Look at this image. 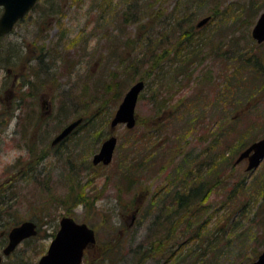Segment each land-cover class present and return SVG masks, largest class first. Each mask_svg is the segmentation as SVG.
Returning a JSON list of instances; mask_svg holds the SVG:
<instances>
[{"label": "rangeland", "instance_id": "obj_1", "mask_svg": "<svg viewBox=\"0 0 264 264\" xmlns=\"http://www.w3.org/2000/svg\"><path fill=\"white\" fill-rule=\"evenodd\" d=\"M120 6L117 4L118 10ZM261 6H257L258 13L249 26L234 27L231 17L198 28L200 31L194 36L196 44L203 42L201 48L195 54L186 52L178 71L174 70L176 64H172L171 57L165 61L161 57L160 63L168 64L165 68L170 70L164 76L158 71L157 76L146 73L148 77L135 108L136 125L128 129L119 124L111 130L110 118L127 89L139 80L140 70L134 76L131 71H116L115 77L120 78L111 79L113 85L103 99L101 84L108 67L117 70V58L111 57L105 64L103 61L111 53L109 44L116 40L119 44V39L123 43L122 34L135 32L136 25L129 24L121 30L123 25L114 11L103 13L106 20L101 21L100 10L92 5V0H38L36 7L0 38V49L8 51V66L22 71L27 82H33L30 86L20 82L16 85L15 90L21 95L9 97L8 115L0 107V117H8L6 126L0 128V183L11 180L0 190V264H36L63 215L73 216L96 231V246L82 264H94L100 249H105L117 233L123 232L122 252H130L154 236L151 228L152 221L157 220V208L151 207L149 199L163 193L171 200L174 187L179 193L195 181L210 180L206 183L209 185L222 178L225 183L217 184L210 193L208 211L215 208L212 203L221 206V197L229 188L236 193L227 207L235 205L236 209L238 204H244V208L234 212L226 239L208 254L209 264H250L264 248V158L250 171L246 159L238 163L235 160L251 142L264 137V92L259 90L264 84V41L256 42L251 35L258 14L264 11ZM204 15H199L195 23ZM106 32L111 36L106 37ZM236 45L242 56L234 54ZM184 48L182 45L181 51ZM47 50L51 53L47 57L46 52L48 66L45 64V70L40 71L34 57ZM132 51L127 53L131 58ZM157 54L163 52L159 50ZM184 59L187 60L182 62ZM33 71L45 77L43 82L48 85L43 89L36 87V77H30ZM5 73L1 68L0 88H4ZM176 74L178 84L173 83L172 76ZM115 79L120 83L115 84ZM7 81L9 89L11 79ZM27 90L34 96H24ZM41 94L49 97L48 113L46 106L41 108ZM92 97L101 98L100 104L104 102L96 112V121L76 128L52 146V138L69 121L95 113ZM165 97L168 99L159 109L158 102ZM110 133L117 136L113 158L109 164L94 166L93 154ZM195 161L197 170L191 166ZM198 171H203L199 178ZM212 173L214 176L209 177ZM79 195L84 196V201H78ZM173 205H168L166 212L173 211ZM227 207L223 208L225 212ZM27 219L37 223V234L4 256L2 247L7 232ZM215 225L209 223V227ZM169 243L172 246V241ZM186 254L181 264H187ZM129 255L117 254L120 260L111 264H128ZM166 259L150 258L146 264H169Z\"/></svg>", "mask_w": 264, "mask_h": 264}, {"label": "trees", "instance_id": "obj_2", "mask_svg": "<svg viewBox=\"0 0 264 264\" xmlns=\"http://www.w3.org/2000/svg\"><path fill=\"white\" fill-rule=\"evenodd\" d=\"M76 1L77 0H73V2ZM113 1L114 0H92V5H95L100 10V20H106L103 13H113L114 11V13L118 15V21L123 25L121 30L126 29L129 24H135L136 31L129 32L128 34L126 33V36L122 34L125 37L123 43L119 39V44L117 40L113 42V44H109V47H111L109 51L111 53L108 57L106 56L103 63L105 64L107 59L111 57H116L118 61L116 60L115 62V68L117 70H111L108 67V71H106V77H104V82L101 84V88L104 91L103 99L110 92V87L113 85L111 79L116 76V71H120V73H128L131 71V75L134 76L135 73L140 70L139 79L143 80L147 79V72H149V75L155 74L154 76H157L158 71L161 72V76H164L170 69L165 68L168 64L163 65V63H160L161 57H164L163 61L171 57L170 60L172 64H176L174 70L178 71V68L182 65L179 62L181 57L186 52L195 54L196 49L201 48L200 44L203 42H198L196 44L195 34L200 30L195 26V20L202 13L211 16L209 22L214 21L216 23L219 18L221 23L225 18L229 19L233 17L234 27L241 28L244 25L249 26L252 24L253 19L258 13L257 6L260 7V5H263L261 7L264 8V0H262L263 2L261 4L259 0H116V3L121 5L120 10H118L117 4ZM112 4L116 6V9ZM113 15L114 14H112L111 17H113ZM162 16L164 17L163 19H161ZM96 22L100 23L98 20H96ZM131 34H136L139 38L130 37ZM105 36L110 37L111 35L106 32ZM225 41L226 40H222V43ZM205 42L207 43L208 40ZM227 44L232 45L233 43L232 41H228ZM182 45L186 48H184L183 51H181ZM121 47H123V50ZM131 50L134 51L132 54V57L134 56L133 58L127 55ZM159 50H161L163 54H157ZM124 51L126 52L125 54L123 53ZM170 53L172 55H170ZM237 53H240L238 45L234 48V54ZM242 55L243 53L241 52L240 56ZM150 56H153L152 60H146ZM186 60L184 59L182 62ZM247 61L250 62L248 59ZM189 63L191 64L193 61L190 59ZM44 70L45 68H40V71ZM172 77L173 83L175 82L178 84L177 74ZM206 77L208 78V76ZM115 78L119 79L120 76ZM116 79L114 83H120V81ZM259 90H262V93L264 92V84L260 85ZM100 99L101 98L95 97L90 98L91 105L96 111L95 113L92 112L87 114V116H78L83 117V119L77 128H84L96 121L99 115L96 114V112L99 111V106H104L103 101L102 104H100ZM166 99L168 98L165 97L161 102H158L159 109H163ZM155 103L157 105V102ZM180 103L183 105L182 100H180ZM190 103L192 102L190 101ZM223 125H225L224 121L221 126L223 127ZM148 127L151 128V126ZM221 155H223V153ZM197 163L198 161H195L194 164H191L195 170L198 169ZM200 164L199 162V165ZM130 167L131 164L128 168ZM202 172L203 171L197 172V178L202 175ZM214 174L215 173L210 174L209 177H213ZM224 179L225 178H222L219 182H215L214 184L212 181V184L209 183V185L206 183L210 180H202V182L199 183L195 181V184L190 185L187 189L183 187L184 190L179 191V193L175 192L176 190L174 189L176 187H174V194L172 193L173 198L171 200L167 199V197H165L166 195L163 193H159L154 200L149 199L151 207L154 206L157 208V220L155 219L152 221L154 226L151 228V233L154 236L150 238V241L148 240L146 244L138 245L136 249L133 248L130 252H122L123 232L121 234L117 233L115 239L106 243L107 247L105 249H100L101 254L93 263H115L120 260L117 258V254L129 253L130 258H128V260L130 262L128 264H146L150 258L159 257H167L166 263L169 264H176L178 261L180 262L177 264H181L184 262L183 254L187 253L186 256L189 258L187 264H209L208 254L212 253L214 249H218L220 241L224 240V238L226 239L233 225L231 221L234 212L244 208V204H238L236 209L235 205L233 208L227 207L226 203L229 204L231 197L236 193L234 189L229 188L224 191V193L227 192L225 196L221 197V206L216 207V204L212 203L211 205H214L215 208L212 211H208L210 210L207 205L209 203L210 193L217 184H219V186L224 184ZM241 187L240 185L238 189ZM83 195L78 196V201H84ZM172 203L175 204L173 205L174 210L170 211L169 209V211L166 212L168 205ZM224 206L227 207V212L223 210ZM221 210L222 212H220ZM163 216L164 218L161 220ZM212 222L216 225L211 226L212 229L210 230L211 227H209V223L212 224ZM123 227H125V230L127 229L126 224H124ZM204 231L206 232L203 233ZM166 239L169 240L166 242ZM170 241H172L173 249L171 243L167 245ZM204 242L205 245H203ZM117 243L120 244L119 247H116ZM225 244H227L226 241ZM88 252L89 251H87V255H89ZM114 252L117 254H113ZM256 252L257 250L254 254H256ZM126 260L125 258V261Z\"/></svg>", "mask_w": 264, "mask_h": 264}, {"label": "water", "instance_id": "obj_3", "mask_svg": "<svg viewBox=\"0 0 264 264\" xmlns=\"http://www.w3.org/2000/svg\"><path fill=\"white\" fill-rule=\"evenodd\" d=\"M35 2L36 0H0V5L3 7V12L0 15V35L9 32L14 23L27 13ZM208 19L209 16L201 18L197 22V26L203 25ZM251 34L257 42L264 41V11L260 12L258 15L252 27ZM143 88V80L136 81L128 88L111 118V129L118 123H125L128 128L135 125V106L139 93ZM80 122L81 118L68 124L54 138L52 143L61 140ZM116 141L117 139L113 135L105 139L98 152L93 155L92 162L94 164L98 162L104 164L109 163L112 159ZM263 156L264 137L241 152L237 161L244 157H248L249 162L247 169H251L258 165ZM33 234H36V230L35 224L32 221H24L20 225L13 227L9 232V242L4 252L9 253L22 239ZM94 242L95 232L93 228L89 227L85 222L75 221L71 216H62L59 220L58 231L52 239L46 253L39 258L37 264H80L84 249L93 245ZM251 264H264V250Z\"/></svg>", "mask_w": 264, "mask_h": 264}, {"label": "flooded vegetation", "instance_id": "obj_4", "mask_svg": "<svg viewBox=\"0 0 264 264\" xmlns=\"http://www.w3.org/2000/svg\"><path fill=\"white\" fill-rule=\"evenodd\" d=\"M7 34L8 33L0 35V38H3ZM46 52H47V57H51V53L48 50L44 51L45 54L41 53V54L37 55L36 57H34V59L37 60L38 65H40L41 68H44L45 64H46V67L48 66L47 62H45ZM1 68L5 69V72H6L5 73V80H6V82L4 83V88H0V107L3 106L5 108L4 112L8 115V99H9V97L11 96V98H12L14 95L17 96V94L21 95V93H19L18 91L15 90L16 85L19 84V82H20L21 85L24 84V86H25V84H26V85L30 86V84H32L33 82H27V80L24 77V76H26V74L22 73V71H15L12 67H9L8 66V51L7 50L2 51L0 49V69ZM12 71H13V73H12ZM30 77H36L37 78L38 83L36 84V87H41V89H43L45 86L48 85V83L45 84L43 82L44 80H46L45 77H42L36 71L31 72ZM8 79H11V83H10L9 89L7 87V85H8V81L7 80ZM49 85H50V83H49ZM4 89H5V91L1 92ZM44 93L46 94L45 90H44ZM44 93H42V94H44ZM42 94L39 96V100H41V108L43 109L46 106L47 107V111L46 112L48 113V112H50V109H51L50 108V105H51L50 104V100H49L48 96L44 97ZM23 95L26 96V97H28V96L33 97L34 96V94L31 92V90H27V92L26 93L24 92ZM2 100L5 101V103H2ZM16 106L18 108H20V104L19 103L16 104ZM1 113H2V108H0V114ZM41 115L43 116L44 112H42ZM7 122H8V117H6V118L0 117V128L3 129L6 126ZM51 144H52V142H51ZM57 144H59V143H57ZM9 181H11V180H9ZM7 185H8V179L0 183V190H1V188L3 189ZM8 255H10V254H7V256ZM0 260H1V258H0Z\"/></svg>", "mask_w": 264, "mask_h": 264}]
</instances>
